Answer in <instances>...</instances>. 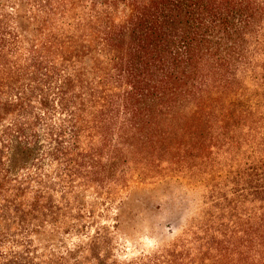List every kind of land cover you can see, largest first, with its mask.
Returning a JSON list of instances; mask_svg holds the SVG:
<instances>
[{
  "label": "trees",
  "instance_id": "trees-1",
  "mask_svg": "<svg viewBox=\"0 0 264 264\" xmlns=\"http://www.w3.org/2000/svg\"><path fill=\"white\" fill-rule=\"evenodd\" d=\"M0 264H264V0H0Z\"/></svg>",
  "mask_w": 264,
  "mask_h": 264
},
{
  "label": "rangeland",
  "instance_id": "rangeland-1",
  "mask_svg": "<svg viewBox=\"0 0 264 264\" xmlns=\"http://www.w3.org/2000/svg\"><path fill=\"white\" fill-rule=\"evenodd\" d=\"M166 222H171V225L173 226V228L172 229H176L177 228V224H176V222H175V220L173 219V220H171V219H166ZM149 247H151V244L149 243Z\"/></svg>",
  "mask_w": 264,
  "mask_h": 264
}]
</instances>
